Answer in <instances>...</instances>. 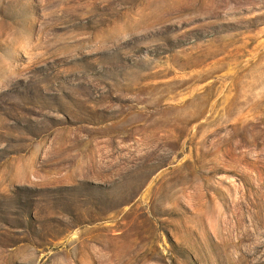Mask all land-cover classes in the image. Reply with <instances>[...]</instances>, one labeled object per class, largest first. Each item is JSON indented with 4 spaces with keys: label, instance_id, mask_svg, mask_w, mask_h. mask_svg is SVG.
Masks as SVG:
<instances>
[{
    "label": "rangeland",
    "instance_id": "rangeland-1",
    "mask_svg": "<svg viewBox=\"0 0 264 264\" xmlns=\"http://www.w3.org/2000/svg\"><path fill=\"white\" fill-rule=\"evenodd\" d=\"M0 264H264V0H0Z\"/></svg>",
    "mask_w": 264,
    "mask_h": 264
}]
</instances>
